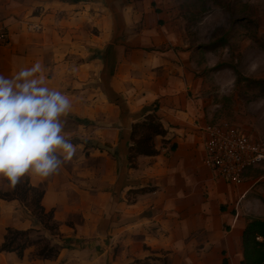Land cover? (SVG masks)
Returning a JSON list of instances; mask_svg holds the SVG:
<instances>
[{"label": "crops", "instance_id": "1", "mask_svg": "<svg viewBox=\"0 0 264 264\" xmlns=\"http://www.w3.org/2000/svg\"><path fill=\"white\" fill-rule=\"evenodd\" d=\"M153 1L0 0V18L9 31L7 42L0 44V75L11 78L40 62L47 86L68 95L73 103L62 119L66 138L77 146L76 154L58 173L47 178L32 175L30 182L45 190L42 204L54 213L59 234L66 232L64 227L75 231V237H60L65 249L73 250L71 245L84 239L80 234L85 228L96 224L97 234L107 230L116 234L149 222L157 229H144L142 244L167 250V204L177 192L185 195L206 181L213 189L204 204L191 202L196 211L206 217L220 202V213L224 219L234 220L236 227L225 241H208L202 254L222 253V263L227 258L229 264H242L247 219L264 216L243 210L248 216L240 220L235 203L238 199L246 207L252 198H258L256 191L264 184L260 183L264 173L258 177V171L264 169L250 168L243 181L235 184L206 167L204 127L208 123L196 99L203 79L189 71L191 53L179 48L167 14ZM155 102L167 129L165 136L155 138L160 153L139 155L131 162L133 125L155 111ZM245 132L252 138L262 137ZM206 171L209 176L203 180ZM1 183L3 191L13 188L6 180L0 179ZM18 204L19 199L0 198V212L6 210L4 216H10L7 209L14 210ZM83 216L87 218L84 225L74 223L79 226L76 231L68 220ZM96 219L98 223H93ZM66 241L72 243L66 245ZM32 246L23 256L5 252L20 264H58L61 253L27 258L28 250L39 251L38 244ZM90 251L91 245L78 246L73 253H79L84 264H92Z\"/></svg>", "mask_w": 264, "mask_h": 264}, {"label": "rangeland", "instance_id": "2", "mask_svg": "<svg viewBox=\"0 0 264 264\" xmlns=\"http://www.w3.org/2000/svg\"><path fill=\"white\" fill-rule=\"evenodd\" d=\"M153 3L160 6V12L167 14V23L176 33L179 48L191 53L189 71L203 79L202 92L196 99L206 123L228 121L247 132L263 136L264 0H154ZM263 173L258 171V177ZM208 176L209 171L204 172L203 180ZM25 180L26 177L22 179ZM260 183H264V179H260ZM0 185V191L4 190L5 185ZM261 187L256 191L258 198H252L246 207L237 199L235 208L237 206L240 211V220L248 216L243 210L264 216V184ZM193 188L185 195L177 192L176 198L167 204V250L151 249L147 242L142 244L146 235L144 229H157L149 222L138 225L139 229L128 227L124 229L126 232L120 229L116 234L108 230L97 234L99 224H96L92 229L85 228L86 232L80 234L84 239L71 247L74 250L78 246L84 249L91 245L88 257L92 264H167V261L171 264H222V253L205 255L202 248L210 240L219 244L229 238L236 222L224 219L219 210L220 202L206 213V217H202L193 204L208 201L213 188L206 181L197 190ZM145 190L147 188L139 191ZM28 195L24 203L19 200L16 209H7L10 216H4L6 210L0 212V244L8 226L31 229L33 239L41 238L39 249L47 245L55 248L54 256L61 253L58 264H84L79 253H73L71 248L65 249L60 238L64 235L75 237V231L64 227L68 230L59 234L58 221L57 228L47 229L35 212L34 195L32 192ZM228 205L234 206L233 203ZM86 219L83 216L68 221L77 229L79 226L74 223L84 225ZM92 222L98 223V219ZM65 243L69 245L72 241ZM37 252L36 248L28 250L27 258L36 257ZM20 262H14L10 254L0 249V264ZM27 262L22 261V264Z\"/></svg>", "mask_w": 264, "mask_h": 264}, {"label": "clouds", "instance_id": "3", "mask_svg": "<svg viewBox=\"0 0 264 264\" xmlns=\"http://www.w3.org/2000/svg\"><path fill=\"white\" fill-rule=\"evenodd\" d=\"M68 95L47 86L40 62L11 78L0 75V179L15 187L47 178L71 161L77 146L64 134Z\"/></svg>", "mask_w": 264, "mask_h": 264}, {"label": "trees", "instance_id": "4", "mask_svg": "<svg viewBox=\"0 0 264 264\" xmlns=\"http://www.w3.org/2000/svg\"><path fill=\"white\" fill-rule=\"evenodd\" d=\"M158 102H155V111L147 114L145 119L133 125L131 138L133 145L130 149V161L133 162L139 155L154 156L160 151L156 147L155 138L157 136H165L167 129L164 127L161 117L157 114ZM176 145L173 144L172 149ZM34 195L35 212L39 220L47 229L54 230L57 228V221L52 211H47L42 204L45 190L33 186L30 178L26 177L25 181L18 183L15 187L8 191H0V197L12 200L19 199L24 202L29 193ZM52 223V224H50ZM31 229H17L8 227L4 236V240L0 245V249L6 252H16L19 256H23L26 248L34 244H40L41 238L33 239L31 237ZM52 246H42L38 254L42 257H48L55 253ZM242 264H264V218L249 217L242 235ZM167 264H171L167 261ZM222 264H229L228 259L224 258Z\"/></svg>", "mask_w": 264, "mask_h": 264}, {"label": "built area", "instance_id": "5", "mask_svg": "<svg viewBox=\"0 0 264 264\" xmlns=\"http://www.w3.org/2000/svg\"><path fill=\"white\" fill-rule=\"evenodd\" d=\"M35 29L40 26L35 25ZM8 26L0 18V44L8 40ZM206 133L205 165L217 175L235 184L243 181L250 168L264 169V135L252 138L243 129L228 121L211 123Z\"/></svg>", "mask_w": 264, "mask_h": 264}]
</instances>
